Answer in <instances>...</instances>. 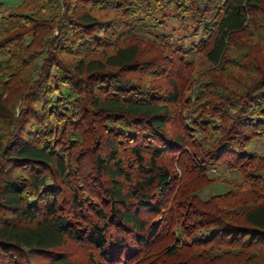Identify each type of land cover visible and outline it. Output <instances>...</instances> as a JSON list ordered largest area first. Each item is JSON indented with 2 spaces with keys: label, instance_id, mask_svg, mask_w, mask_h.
I'll return each instance as SVG.
<instances>
[{
  "label": "trees",
  "instance_id": "obj_1",
  "mask_svg": "<svg viewBox=\"0 0 264 264\" xmlns=\"http://www.w3.org/2000/svg\"><path fill=\"white\" fill-rule=\"evenodd\" d=\"M254 141L264 0H0V264H264Z\"/></svg>",
  "mask_w": 264,
  "mask_h": 264
},
{
  "label": "rangeland",
  "instance_id": "obj_2",
  "mask_svg": "<svg viewBox=\"0 0 264 264\" xmlns=\"http://www.w3.org/2000/svg\"><path fill=\"white\" fill-rule=\"evenodd\" d=\"M4 4V7L7 9L15 8L20 5L23 0H1ZM175 28V34L182 33V29L178 28V26L174 25L173 22L169 23L168 28ZM251 151L259 150L264 151V141H254L252 146L250 147ZM179 180L183 178L181 173L179 174ZM192 184L195 183V192L201 199H207L213 195L222 194L230 190V187L227 185L225 181L215 180L214 182L209 181L204 178H196L193 176H187ZM185 180V177H184ZM68 252L70 253V258L73 264H88L86 259V249L85 247H79L74 244H68L66 247ZM45 263V261H41Z\"/></svg>",
  "mask_w": 264,
  "mask_h": 264
}]
</instances>
